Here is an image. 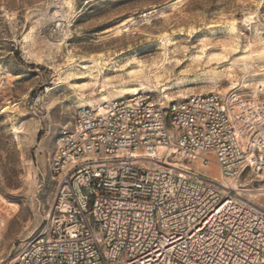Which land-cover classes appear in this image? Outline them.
Segmentation results:
<instances>
[{"label": "rangeland", "instance_id": "1", "mask_svg": "<svg viewBox=\"0 0 264 264\" xmlns=\"http://www.w3.org/2000/svg\"><path fill=\"white\" fill-rule=\"evenodd\" d=\"M263 50L264 0H0V264L44 224L49 159L78 107L264 85ZM192 169L264 208L261 173Z\"/></svg>", "mask_w": 264, "mask_h": 264}, {"label": "built area", "instance_id": "2", "mask_svg": "<svg viewBox=\"0 0 264 264\" xmlns=\"http://www.w3.org/2000/svg\"><path fill=\"white\" fill-rule=\"evenodd\" d=\"M193 164L264 175V85L77 108L49 159L44 224L15 264H264V208Z\"/></svg>", "mask_w": 264, "mask_h": 264}, {"label": "bare ground", "instance_id": "3", "mask_svg": "<svg viewBox=\"0 0 264 264\" xmlns=\"http://www.w3.org/2000/svg\"><path fill=\"white\" fill-rule=\"evenodd\" d=\"M260 53L264 55V50H263V51H260ZM95 64H96V65H97V64L100 65V63H99L98 61H96ZM98 65H97V66H98ZM97 68H99V67H97ZM96 72H97V71H96ZM132 94H133V95H131V96L138 95L137 89H133V90H132ZM129 97H130V96H129ZM108 102H110V101H108ZM105 103H107V102H105ZM101 104H103V103H101ZM101 104H99V105H97V104H95V105H91L90 103H86V104H85L86 106L78 107V108L100 106ZM231 183H232V182H231ZM231 183H230V184H231ZM222 187L231 188L228 184L223 185ZM240 189H241V188H240ZM258 191H260V190H258Z\"/></svg>", "mask_w": 264, "mask_h": 264}]
</instances>
